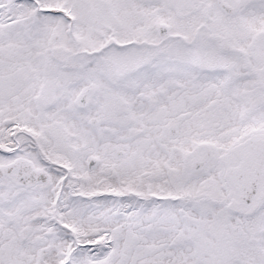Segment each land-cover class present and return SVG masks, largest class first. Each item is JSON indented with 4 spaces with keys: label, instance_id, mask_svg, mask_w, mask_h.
Masks as SVG:
<instances>
[{
    "label": "snow or ice",
    "instance_id": "obj_1",
    "mask_svg": "<svg viewBox=\"0 0 264 264\" xmlns=\"http://www.w3.org/2000/svg\"><path fill=\"white\" fill-rule=\"evenodd\" d=\"M0 264H264V0H0Z\"/></svg>",
    "mask_w": 264,
    "mask_h": 264
}]
</instances>
